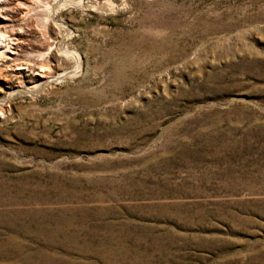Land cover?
<instances>
[{"label": "rangeland", "instance_id": "374dc122", "mask_svg": "<svg viewBox=\"0 0 264 264\" xmlns=\"http://www.w3.org/2000/svg\"><path fill=\"white\" fill-rule=\"evenodd\" d=\"M58 2L51 65L0 59V101L40 86L0 119V264H264V0Z\"/></svg>", "mask_w": 264, "mask_h": 264}, {"label": "bare ground", "instance_id": "6f19581e", "mask_svg": "<svg viewBox=\"0 0 264 264\" xmlns=\"http://www.w3.org/2000/svg\"><path fill=\"white\" fill-rule=\"evenodd\" d=\"M58 1L59 0H54V3L48 7L49 17L48 19L46 18V22L42 25V15L40 13L42 6H40V4H50L48 1L29 0V2H26L25 0H0V59L13 54L15 56L14 58L20 60L22 53L25 52L26 55H30L41 63L40 68H46V64L51 65V62L48 61V57L55 50L60 49L59 43L61 37L50 38V30L52 25H56L59 28L64 25H58L54 17L56 5L59 3ZM31 35H35L36 37L30 39ZM70 53L77 63L75 69H79L81 67L80 55L77 52L71 51ZM17 69V71H19L24 68L20 67ZM46 70L48 69H41L39 73H45ZM53 72L56 73L54 69H49L47 73L53 74ZM67 73V71H64L58 73L55 77L61 79ZM41 77L48 80L51 78L45 77L44 75H41ZM47 83L48 82H42L41 86H44V84ZM30 84H32V82H23L18 88H13L6 93L5 99L0 101L1 120L6 118L8 102L14 92H24L25 90L27 92H34L40 88V86L38 87V84Z\"/></svg>", "mask_w": 264, "mask_h": 264}]
</instances>
